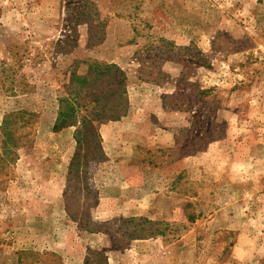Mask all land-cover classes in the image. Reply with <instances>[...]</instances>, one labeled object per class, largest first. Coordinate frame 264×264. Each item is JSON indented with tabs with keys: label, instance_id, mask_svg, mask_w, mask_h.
<instances>
[{
	"label": "rangeland",
	"instance_id": "1",
	"mask_svg": "<svg viewBox=\"0 0 264 264\" xmlns=\"http://www.w3.org/2000/svg\"><path fill=\"white\" fill-rule=\"evenodd\" d=\"M94 61L123 97L103 79L81 102L125 107L70 170L58 98ZM21 109L31 140L6 153L0 130V264H264V0H0V127Z\"/></svg>",
	"mask_w": 264,
	"mask_h": 264
},
{
	"label": "trees",
	"instance_id": "2",
	"mask_svg": "<svg viewBox=\"0 0 264 264\" xmlns=\"http://www.w3.org/2000/svg\"><path fill=\"white\" fill-rule=\"evenodd\" d=\"M103 79L112 81L113 89H115L114 95L121 99L124 93L122 87H124L126 80L125 72L114 63L96 61L89 64V72L87 74H79L75 71L72 72L71 81L75 83L73 85L74 89L68 95L58 98V111L56 120L53 124V130L59 131L70 126L76 127L74 137L78 144V149L70 162V170H78L80 167L87 165L88 161L84 162L83 160H85V158L88 159V154L83 155L81 153V149L84 148V145L92 143V141L96 139L98 150L102 152V146H100L102 139L98 131L99 121L104 122V120L118 119L123 107H125V102L123 100L117 103V108H111L112 110H106V108L100 105L92 106V103L95 102L100 104L99 101L102 96L94 93V99L81 102V93L84 90H87V92L90 91V93L96 90V83L103 82ZM88 105H91V108ZM83 110L85 113L81 114ZM37 115V112L28 109L10 111L5 114L0 130L5 137L2 147L6 153H11L13 148H18L22 145L23 139L26 141L31 140L28 138L30 131L26 130V128L33 126V122ZM12 124L15 126L11 127ZM18 129H20V132ZM149 220L150 223L155 225V222L151 219ZM140 230L144 231V228H140ZM155 231L157 234V230ZM158 233L162 234L161 231ZM133 236L134 238H146V235L143 234H134Z\"/></svg>",
	"mask_w": 264,
	"mask_h": 264
},
{
	"label": "crops",
	"instance_id": "3",
	"mask_svg": "<svg viewBox=\"0 0 264 264\" xmlns=\"http://www.w3.org/2000/svg\"><path fill=\"white\" fill-rule=\"evenodd\" d=\"M3 119V118H2ZM2 122V121H1Z\"/></svg>",
	"mask_w": 264,
	"mask_h": 264
}]
</instances>
